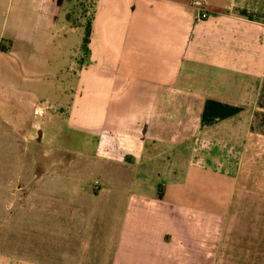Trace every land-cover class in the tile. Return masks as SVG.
I'll return each mask as SVG.
<instances>
[{"label":"crops","instance_id":"crops-1","mask_svg":"<svg viewBox=\"0 0 264 264\" xmlns=\"http://www.w3.org/2000/svg\"><path fill=\"white\" fill-rule=\"evenodd\" d=\"M263 84L264 0H0V264H264Z\"/></svg>","mask_w":264,"mask_h":264},{"label":"rangeland","instance_id":"rangeland-1","mask_svg":"<svg viewBox=\"0 0 264 264\" xmlns=\"http://www.w3.org/2000/svg\"><path fill=\"white\" fill-rule=\"evenodd\" d=\"M82 14H86V11L83 10ZM86 18L87 19L85 22L88 23L91 20V15L87 14ZM78 58H79V62H80L81 61L80 53H79ZM35 102L37 104L40 103L39 101H35ZM253 128L255 131L264 132V84H263L262 89H261L259 101L256 105ZM20 157H21V155H19V154L17 156H15V159H14L15 163L20 161ZM30 159L32 161L33 154L30 156ZM15 172H16V169H14V173ZM16 173L13 176V180H14L13 188L10 186L12 188V192L14 193V200L9 201V202L7 201V208L10 209V211L14 210L15 213L19 212L27 204V200L23 197L24 196L23 195L24 188H23L22 182L20 181L21 177L19 175H17ZM3 177H4V174H3ZM10 187L6 188L5 184L4 185L0 184V192H3V193H5L7 191L9 192ZM32 191L37 193L39 190H38V188H36L35 190H32ZM36 203L34 201L30 202V208L31 209L37 208ZM21 219H22L21 217L15 218V223H14L13 227H11V228H13V232H9V233L8 232H0V245L6 246V242H10L11 245L16 247V246H21L22 242L36 243L38 241L39 234L36 232H19V230H21L20 224H22ZM0 223L4 224V221L3 222L0 221ZM29 224L30 225L37 224L36 223V217H34L33 220H31L29 222ZM2 227H3V229L5 228L4 226H2ZM0 250L6 251L5 248H2ZM11 250L19 251L20 249H16V248L13 249L12 248ZM30 250L32 251V249H30Z\"/></svg>","mask_w":264,"mask_h":264},{"label":"trees","instance_id":"trees-1","mask_svg":"<svg viewBox=\"0 0 264 264\" xmlns=\"http://www.w3.org/2000/svg\"><path fill=\"white\" fill-rule=\"evenodd\" d=\"M90 37H91V23L89 21L87 23V26H86L85 38H84V41H83V52L85 54L88 53V45H89V42H90Z\"/></svg>","mask_w":264,"mask_h":264},{"label":"built area","instance_id":"built-area-1","mask_svg":"<svg viewBox=\"0 0 264 264\" xmlns=\"http://www.w3.org/2000/svg\"><path fill=\"white\" fill-rule=\"evenodd\" d=\"M199 7L201 6V3H196Z\"/></svg>","mask_w":264,"mask_h":264}]
</instances>
